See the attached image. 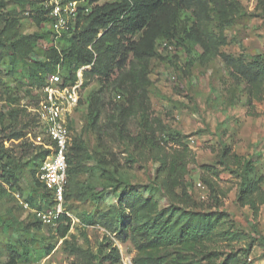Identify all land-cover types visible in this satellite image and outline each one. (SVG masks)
Segmentation results:
<instances>
[{"label": "trees", "instance_id": "trees-1", "mask_svg": "<svg viewBox=\"0 0 264 264\" xmlns=\"http://www.w3.org/2000/svg\"><path fill=\"white\" fill-rule=\"evenodd\" d=\"M101 1L89 0L90 13L81 17L75 29L70 28L56 44L50 30L25 34L19 12L6 11L10 1L0 0V67L8 60V75L18 83H21L18 76L22 80V71L27 72V101L29 105L36 106L40 101L39 92L58 67L66 75L65 82L73 83L77 79L76 72L90 66L83 73L82 88L86 90L93 83L97 87L85 98L81 95L75 110L76 113L85 110L83 131L95 136L103 148L106 145L102 140L105 136L102 121L107 119L105 125L112 124L127 148H133V154L142 153L145 149L161 151L156 131L149 123L151 104L148 91L152 85V61L165 60L162 54L169 47L185 57L188 68L196 63L206 64L220 56L228 60L204 24L213 19L224 28L231 26L234 16L239 14L240 4L236 0H116L100 4ZM11 2L26 7L27 17L39 28L49 25V18L36 3L29 0ZM41 42L50 46L44 49L40 59H32L36 46ZM232 61L237 62L235 59ZM235 65L238 73L254 87L258 78L264 75L262 56H254L250 68L242 67L240 62ZM5 85L0 78V90L6 87L3 93L8 95L12 90ZM109 92L123 97L124 104H115L110 110ZM10 106L7 116L0 112V198L8 194L5 186L20 191L17 172L23 169L19 161L15 163L10 158L3 141L11 144L25 139V132L39 124L36 114L22 102L20 106ZM134 117L139 118L141 124V132L137 135L127 133ZM69 127L75 132L74 118L69 121ZM180 147L182 150L164 156L156 168L157 176H164L161 183L141 186L148 194L144 198L135 186H129L128 181L118 178V169H112L97 151L92 152L83 137L75 136L69 152L65 200L82 195L87 204L119 192L117 204L100 216V222L121 243L132 244L136 251L132 264H236L237 261L230 258L217 262L220 252L215 245L217 239L224 235L219 230L222 219L216 213L196 209L197 204L185 182L189 150L184 145ZM50 151L47 142L38 144L24 163L32 165L30 174L34 180L28 201L33 205L35 197H39L40 202H44L38 207L40 210H49L54 203L51 192L37 178L36 170ZM237 164L243 166L240 162ZM244 170L242 195L239 197L248 202L255 188L250 179L252 162H247ZM98 174L103 181L100 192H95L89 182H81L83 177ZM163 190L167 198L182 206L171 204L164 210H154L152 199ZM67 214L65 211L57 222L60 239H65L71 229V219ZM42 224L39 220L35 226ZM255 237L264 246V237L259 234ZM101 256V264L120 261L119 250L111 246L104 249ZM21 261L22 256L12 251L6 264H19Z\"/></svg>", "mask_w": 264, "mask_h": 264}, {"label": "rangeland", "instance_id": "rangeland-1", "mask_svg": "<svg viewBox=\"0 0 264 264\" xmlns=\"http://www.w3.org/2000/svg\"><path fill=\"white\" fill-rule=\"evenodd\" d=\"M8 1L6 11L19 12L25 34L49 31L47 24L39 28L27 17L26 7ZM114 1L103 0L100 4ZM236 1L240 4L239 14L234 16L231 26L224 28L213 19L204 24L228 60L220 56L188 68L181 53L166 50L162 54L165 60L152 61L149 123L156 131L161 151L145 149L133 154V148H127L112 124L105 125L107 119L102 121L105 132L102 140L106 146L101 148L95 136L83 131L84 109L74 114V137H83L90 150L97 151L112 169H118V178L135 186L144 198L148 194L141 186L160 184L164 176H157L156 168L164 156L182 150L180 145H184L190 156L185 182L197 204L196 209L216 213L222 219L219 230L224 235L215 245L220 252L217 262L230 258L236 260V264H264V246L255 240L258 234L264 237V75L254 87L235 69L237 62L250 68L254 56H262L264 60V0ZM49 46L48 43L38 44L32 59H40ZM7 61L0 67V78L12 90L8 95L3 93L6 87L0 90V112L6 116L11 104L15 107L27 102L29 84L26 71H22V80L18 76L21 83L9 77ZM95 87L93 83L82 90L81 95L85 98ZM123 99L109 92V109L115 104H124ZM139 132L140 120L134 117L127 133L137 135ZM25 134V139L11 144L3 141L10 158L15 163L20 162L23 169L17 172L20 191L5 186L8 194L0 198V264H6L12 251L22 256L19 264H101V252L108 246L119 250L120 261L106 264H132L136 255L132 244L121 243L100 222V216L117 204L119 192L87 204L82 195L65 200L63 208L71 219V229L65 239L57 236L58 225L35 226L39 221L37 212L46 210L38 208L44 204L39 197H35L33 205L28 201L34 180L30 174L32 165L24 163L34 147L44 144L47 138L40 123ZM44 160L36 167L39 180ZM249 161L253 170L250 179L255 188L249 201L244 202L239 197L243 188L241 176ZM238 162L243 166H238ZM81 182H89L95 192L102 190L99 174L83 177ZM165 193L163 190L152 199L154 210H164L171 204L182 206L173 199L172 202Z\"/></svg>", "mask_w": 264, "mask_h": 264}, {"label": "built area", "instance_id": "built-area-1", "mask_svg": "<svg viewBox=\"0 0 264 264\" xmlns=\"http://www.w3.org/2000/svg\"><path fill=\"white\" fill-rule=\"evenodd\" d=\"M36 3L49 18V30L57 44L70 28L75 29L77 21L90 13L89 0H29ZM28 15V13H27ZM172 50V47H169ZM91 67L76 72V81L65 82L66 76L58 67L40 93L38 105L22 102L30 112L36 114L51 150L40 170V181L51 192L55 206L37 212L38 219L45 226H56L65 210V192L68 186L69 152L73 145L74 131L69 121L74 118L83 90V73ZM1 109V107H0ZM68 215V214H67Z\"/></svg>", "mask_w": 264, "mask_h": 264}]
</instances>
